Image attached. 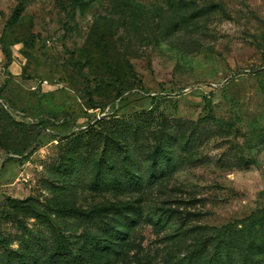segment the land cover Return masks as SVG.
Instances as JSON below:
<instances>
[{
    "label": "rangeland",
    "instance_id": "rangeland-1",
    "mask_svg": "<svg viewBox=\"0 0 264 264\" xmlns=\"http://www.w3.org/2000/svg\"><path fill=\"white\" fill-rule=\"evenodd\" d=\"M260 209L264 0H0V264H211Z\"/></svg>",
    "mask_w": 264,
    "mask_h": 264
},
{
    "label": "trees",
    "instance_id": "trees-1",
    "mask_svg": "<svg viewBox=\"0 0 264 264\" xmlns=\"http://www.w3.org/2000/svg\"><path fill=\"white\" fill-rule=\"evenodd\" d=\"M162 163L163 161L158 162V165L160 166ZM238 225H241V228H238ZM261 226H264V209L255 211L245 219L219 228L214 237L215 248L211 264H230L231 248L235 241L242 240L243 233L245 236L249 235L250 241L242 264H258L260 260L256 259V256L264 253L263 236L256 230Z\"/></svg>",
    "mask_w": 264,
    "mask_h": 264
}]
</instances>
